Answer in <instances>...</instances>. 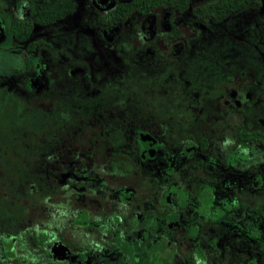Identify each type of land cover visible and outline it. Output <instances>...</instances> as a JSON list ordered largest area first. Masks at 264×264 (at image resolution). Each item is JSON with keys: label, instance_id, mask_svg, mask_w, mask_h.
Instances as JSON below:
<instances>
[{"label": "flooded vegetation", "instance_id": "flooded-vegetation-1", "mask_svg": "<svg viewBox=\"0 0 264 264\" xmlns=\"http://www.w3.org/2000/svg\"><path fill=\"white\" fill-rule=\"evenodd\" d=\"M260 12L0 0V264H264Z\"/></svg>", "mask_w": 264, "mask_h": 264}, {"label": "rangeland", "instance_id": "rangeland-1", "mask_svg": "<svg viewBox=\"0 0 264 264\" xmlns=\"http://www.w3.org/2000/svg\"><path fill=\"white\" fill-rule=\"evenodd\" d=\"M260 24H264V12H260ZM264 30V27H263ZM249 34V33H248ZM254 34H251L249 37H245L244 41V49H243V63H244V71H259L262 72L264 70V64L260 65L257 69L255 68V64L253 65L252 56L254 55L253 43L251 40ZM249 40V41H246ZM255 43L258 45L260 50H264V35L259 37V40L255 38ZM264 53V52H263ZM10 59L5 57V54H0V70L7 69ZM254 66V67H253ZM3 118V116H1Z\"/></svg>", "mask_w": 264, "mask_h": 264}]
</instances>
